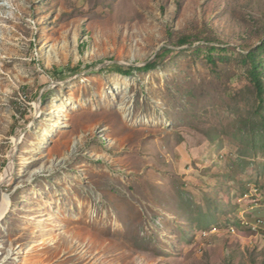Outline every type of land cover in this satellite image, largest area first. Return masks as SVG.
I'll return each mask as SVG.
<instances>
[{
	"label": "rangeland",
	"instance_id": "rangeland-1",
	"mask_svg": "<svg viewBox=\"0 0 264 264\" xmlns=\"http://www.w3.org/2000/svg\"><path fill=\"white\" fill-rule=\"evenodd\" d=\"M181 36L256 47L264 0H0V264H264L249 86Z\"/></svg>",
	"mask_w": 264,
	"mask_h": 264
},
{
	"label": "trees",
	"instance_id": "trees-1",
	"mask_svg": "<svg viewBox=\"0 0 264 264\" xmlns=\"http://www.w3.org/2000/svg\"><path fill=\"white\" fill-rule=\"evenodd\" d=\"M199 37L181 36L177 39L178 46L188 45L184 52H192L194 55H203L211 64L213 69H216L215 62L223 63L234 62L240 68L244 78L249 86V98L244 100L247 103V108L242 114L246 118L241 117L237 120L236 135L239 149L238 154L244 158L256 159L259 155L264 159V38L260 45L250 47L246 51H237L233 47H221L215 45L199 44L193 47V44L200 42ZM206 39L203 42H208ZM170 52L167 48H162L154 59L148 62L141 68H130L124 70L122 67H116V72L121 75H130L133 71H149L155 69L162 56ZM246 163L245 161H243ZM264 168V163H262Z\"/></svg>",
	"mask_w": 264,
	"mask_h": 264
},
{
	"label": "bare ground",
	"instance_id": "bare-ground-1",
	"mask_svg": "<svg viewBox=\"0 0 264 264\" xmlns=\"http://www.w3.org/2000/svg\"><path fill=\"white\" fill-rule=\"evenodd\" d=\"M116 92H118V90H116ZM111 93L114 94L115 91L113 90ZM111 93H107V94H111ZM126 102H127V100H126V97H125L124 99H122V101L117 106L118 107V110H120L121 113H124L126 111V108H127ZM59 112L60 111H55L56 114L59 113ZM41 135L42 136H47L48 134L45 132V133H42ZM77 143H78V141H75V142L72 143V149H75ZM9 205H10L9 199L6 196H4L3 194H1L0 195V221L7 214L8 209H9Z\"/></svg>",
	"mask_w": 264,
	"mask_h": 264
},
{
	"label": "built area",
	"instance_id": "built-area-1",
	"mask_svg": "<svg viewBox=\"0 0 264 264\" xmlns=\"http://www.w3.org/2000/svg\"><path fill=\"white\" fill-rule=\"evenodd\" d=\"M244 225H250L251 226V228L253 229V230H255L256 229V227H260L263 223H262V221L260 220V219H258V220H256V222L255 223H253V225H251V224H248L247 222L246 223H243ZM231 231L233 232V229L231 228Z\"/></svg>",
	"mask_w": 264,
	"mask_h": 264
}]
</instances>
